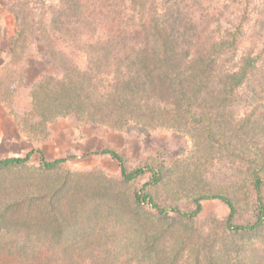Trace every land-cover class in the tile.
<instances>
[{"label": "rangeland", "instance_id": "1", "mask_svg": "<svg viewBox=\"0 0 264 264\" xmlns=\"http://www.w3.org/2000/svg\"><path fill=\"white\" fill-rule=\"evenodd\" d=\"M64 1L0 0V158L36 150L27 166L0 169V208L27 201L12 218L0 219V264H264V224L250 234L228 230L230 210L218 198L205 200L193 219L135 207L132 195L152 173L124 181L118 161L101 153L117 151L130 170H160L162 180L149 190L163 206L190 212L197 197L223 194L236 206V223H254L257 197L250 178L264 159V0L147 2L160 17L179 20L174 33L228 53L221 66L234 67L246 54L257 57L258 70L239 94L207 99L217 107L211 133L197 129V116L188 127L147 131L96 124L74 113L41 125L32 113L34 88L69 75L59 53L62 43L52 54L41 39L62 34L52 22ZM124 7L137 14L129 1ZM23 8L36 24L28 29V44L13 51ZM131 35L140 44L146 32L136 25ZM68 51L78 69L101 71L103 82L113 83V66L96 71L91 55ZM42 153L49 161L67 159L44 169Z\"/></svg>", "mask_w": 264, "mask_h": 264}, {"label": "trees", "instance_id": "2", "mask_svg": "<svg viewBox=\"0 0 264 264\" xmlns=\"http://www.w3.org/2000/svg\"><path fill=\"white\" fill-rule=\"evenodd\" d=\"M128 1L137 10L136 15H129L125 10L124 5ZM147 2L64 1L61 13L52 22L62 34L58 37L45 34L41 39L52 54L62 43L59 53L64 54L63 66L69 75L66 80L50 78L34 88L32 113L41 117V125H46L60 114L74 113L82 120L115 128L147 131L160 126L188 127L198 120L196 127L199 131H214L217 121L213 119L217 107L207 103V99L239 94L258 70L257 57L243 55L237 65L225 68L220 62L228 53L224 54L221 49L211 50L204 44H194L189 37L174 33L179 20L173 15L163 14L160 17L156 5L151 3L147 8ZM25 9L17 14L19 26L10 46L13 51L28 44L31 35L28 29H33L36 24L28 18L29 13ZM136 25L146 32L140 44L131 35ZM223 43L225 41L216 44ZM71 49H82L91 55L93 70L113 66V83H104L101 71L91 74L78 69L66 54ZM192 116L198 119L191 121ZM35 151L24 156L0 158V169L27 166ZM101 153L110 154L118 161L124 181L136 179L147 171L152 173V179L134 191L131 200L135 207H149L162 217L176 213L193 219L203 210L205 200L218 198L230 210L226 220L228 230L250 234L264 224V159L252 168L250 178L257 197L256 221L239 224L234 221L236 206L230 197L223 194L201 195L196 198L195 209L190 212L175 206H163L149 190L162 180L160 170L152 166L130 170L117 151L105 149ZM66 159L49 161L42 153L40 163L44 169H53ZM25 206L26 200L11 206L7 204L5 208H0V219L12 218L18 207L23 209Z\"/></svg>", "mask_w": 264, "mask_h": 264}]
</instances>
